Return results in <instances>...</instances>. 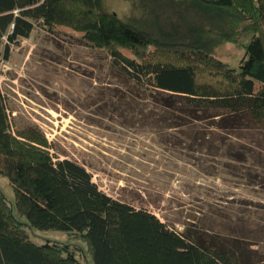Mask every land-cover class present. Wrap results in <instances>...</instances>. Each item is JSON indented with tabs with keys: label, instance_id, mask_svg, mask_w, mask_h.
Wrapping results in <instances>:
<instances>
[{
	"label": "trees",
	"instance_id": "obj_1",
	"mask_svg": "<svg viewBox=\"0 0 264 264\" xmlns=\"http://www.w3.org/2000/svg\"><path fill=\"white\" fill-rule=\"evenodd\" d=\"M128 1L121 15L106 0H0V73L10 46L37 21L70 28L155 98L131 92L123 99L152 128L196 117L197 129L185 136L190 149L229 146L236 159L252 161L251 171L238 167L240 176L264 186V0ZM240 29L252 38L236 69L217 49ZM13 120L0 83V173L13 187L17 211L0 189V264H264V204L234 217L235 234L196 223L180 230L111 196L84 164L54 153L41 128ZM205 120L209 129L198 123ZM48 229L66 235L39 239Z\"/></svg>",
	"mask_w": 264,
	"mask_h": 264
},
{
	"label": "rangeland",
	"instance_id": "obj_2",
	"mask_svg": "<svg viewBox=\"0 0 264 264\" xmlns=\"http://www.w3.org/2000/svg\"><path fill=\"white\" fill-rule=\"evenodd\" d=\"M106 3L121 15L131 4ZM74 34L70 28L50 29L37 21L28 37L10 46L9 58L1 63L0 83L14 125L35 124L54 153L84 164L102 190L149 208L180 230L196 223L205 230L237 233L234 217L264 204V186L240 176L238 167L251 171L252 161L236 159L224 145L215 150L204 143L191 150L185 136L197 129L196 117L185 116L183 126L152 128L149 118L139 117L137 105L123 99L131 92L138 100L143 94L147 102L155 98L118 73L105 50L79 43ZM251 38V31L240 29L235 41L218 47V57L238 69ZM146 106L143 114L152 105ZM198 123L209 129L208 120ZM0 189L17 214L13 187L1 173ZM38 235L62 239L66 233L48 229Z\"/></svg>",
	"mask_w": 264,
	"mask_h": 264
}]
</instances>
